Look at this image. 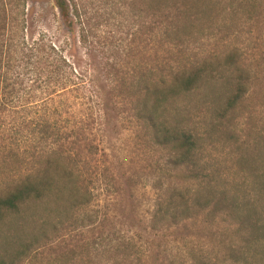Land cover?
Instances as JSON below:
<instances>
[{
	"label": "trees",
	"instance_id": "16d2710c",
	"mask_svg": "<svg viewBox=\"0 0 264 264\" xmlns=\"http://www.w3.org/2000/svg\"><path fill=\"white\" fill-rule=\"evenodd\" d=\"M20 1H14L13 10L23 5ZM11 2L0 0V150L7 148L0 157L10 170L0 180V221L22 208L38 205L62 219L66 212L73 214L86 209L94 197L89 187L93 181L81 175L82 160L75 147H79L82 139H88L91 134H84L94 123L109 124L105 109L119 103L113 92L122 87L123 81L112 79L114 73L115 76L119 73L118 62L95 67L88 78L52 47L43 48V55L40 54L37 42L26 43L19 35L22 31L19 16L10 18L13 20L10 34L3 33ZM146 3L147 45L159 39L166 48L175 50L174 65L169 64L167 70H147L144 76L135 75L128 88L130 98L134 99L130 109L136 127L166 158V168L159 167L162 176L155 183L157 189H163L165 183L166 187L151 213V227L155 229L161 223L177 228L189 226L192 239L181 243L179 253H189L190 264H216L204 256L203 253L212 252L201 240L203 229L214 225L231 226L229 234L226 232L227 239H220L223 253L254 251L256 241L264 239V130L249 128L241 139L238 135L233 139L232 133L237 130L235 122L241 114L253 105L255 82L238 67L236 57L241 53L234 47L229 46L223 62L212 53L200 57L187 54L190 46L182 48L189 40H198L197 35L204 30L209 32L217 26L219 39L224 41L226 31L221 32L211 13L223 14L227 3L225 0H146ZM56 6L62 18L73 15L67 0H56ZM231 8L234 12L245 10L251 19L256 12L264 13V0H232ZM79 39L82 46L95 49L85 30L81 29ZM227 65L234 66V70L226 80V97L207 132L206 148L210 150L206 152L204 139L174 118L177 116L174 104L200 86L215 84L219 80L215 71ZM101 73L107 80L105 86H110L106 99L97 84ZM117 81L119 84L114 85ZM225 134H229L235 173L229 172L233 166H227L225 161L218 166L212 152L218 138ZM19 142L28 145L23 153L11 146H18ZM89 145L90 152L95 150L93 154H97L98 146L93 142ZM105 184L111 189V180ZM87 216L90 217L83 215L81 221ZM125 243L127 247L123 250L131 248L136 253L135 244H122ZM178 261L185 264L181 255Z\"/></svg>",
	"mask_w": 264,
	"mask_h": 264
},
{
	"label": "rangeland",
	"instance_id": "374dc122",
	"mask_svg": "<svg viewBox=\"0 0 264 264\" xmlns=\"http://www.w3.org/2000/svg\"><path fill=\"white\" fill-rule=\"evenodd\" d=\"M14 1L8 5L11 13L3 33L10 34L13 21L10 18L19 16L22 27L19 35L26 43L37 42L40 54L43 55V48L52 47L58 56L88 78L95 67L118 62L116 70L119 73L117 76L114 73L112 79L120 78L123 85L113 92L119 103L105 109L109 124L94 123L84 134H91L88 139H82L79 147H75L82 160L81 175L93 181V185H89L94 193L90 205L73 214L66 212L62 219L48 213L41 205L22 208L4 218L0 221V264H178L180 255L185 264H190L189 253H179L181 243H189L192 239L189 226L177 228L161 223L155 225V229L151 227V213L166 187V183L163 189L155 187L156 179L162 176L161 169L166 168V158L136 127L131 116L130 106L134 99L130 98L128 88L135 75L144 76L147 70H167L169 64L174 65L175 50L166 48L159 39L147 45L144 34L146 0H67L73 14L68 19L60 15L56 0H22L23 5L13 10ZM225 1L223 14L211 13L221 32L226 31L224 41L219 39L217 26L209 32L204 30L197 35L198 40L192 42L191 39L182 48L190 46L188 55L203 57L212 53L220 61L230 47L241 53L236 63L243 73L253 77L252 94L256 96L253 105L235 122L237 130L232 133L233 139L236 135L241 139L249 128L264 130V13L256 12L248 19L245 10L234 12L232 0ZM81 29L87 32L88 41L95 49L82 46ZM233 70L234 66L229 65L216 70L215 77L219 80L215 84L200 86L199 90L181 96L174 104L173 112L177 114L174 118L204 139L206 152L210 150L206 148L209 147L206 135L226 97V80ZM97 84L106 99L110 86H105L107 80L103 74ZM94 116L100 122L99 117ZM228 136L218 138L212 152L218 166L225 161L227 166H233L229 172L235 173L237 169ZM91 142L98 146L97 154H93L95 150L90 152ZM17 144L11 146L19 153L28 148L21 142ZM65 147L68 148V143ZM6 149L0 150V156ZM1 161L0 157V180L10 173L9 167ZM108 179L111 189L105 184ZM162 180L166 182V178ZM83 215L90 217L82 222ZM230 231L231 226L222 224L203 229L201 240L212 252L203 253L204 256L212 258L216 264H264V239L256 241L252 253H223L220 239L226 238V232ZM123 242L135 244L136 253L131 248L123 250L127 247ZM21 251L24 252L18 253Z\"/></svg>",
	"mask_w": 264,
	"mask_h": 264
}]
</instances>
